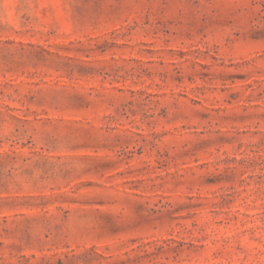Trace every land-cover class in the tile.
<instances>
[{"label": "rangeland", "instance_id": "obj_1", "mask_svg": "<svg viewBox=\"0 0 264 264\" xmlns=\"http://www.w3.org/2000/svg\"><path fill=\"white\" fill-rule=\"evenodd\" d=\"M0 264H264V0H0Z\"/></svg>", "mask_w": 264, "mask_h": 264}]
</instances>
